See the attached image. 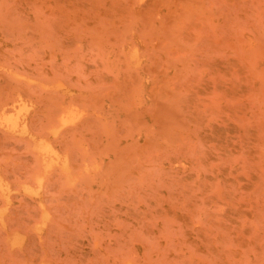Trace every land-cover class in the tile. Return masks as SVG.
I'll return each mask as SVG.
<instances>
[{"label": "rangeland", "instance_id": "obj_1", "mask_svg": "<svg viewBox=\"0 0 264 264\" xmlns=\"http://www.w3.org/2000/svg\"><path fill=\"white\" fill-rule=\"evenodd\" d=\"M0 264H264V0H0Z\"/></svg>", "mask_w": 264, "mask_h": 264}]
</instances>
